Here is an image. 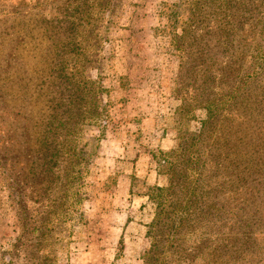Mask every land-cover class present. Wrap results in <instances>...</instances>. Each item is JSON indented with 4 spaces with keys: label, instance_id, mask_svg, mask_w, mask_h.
<instances>
[{
    "label": "rangeland",
    "instance_id": "obj_1",
    "mask_svg": "<svg viewBox=\"0 0 264 264\" xmlns=\"http://www.w3.org/2000/svg\"><path fill=\"white\" fill-rule=\"evenodd\" d=\"M67 1L0 0V264H13V242L21 232L16 198L19 168L29 171L31 163L41 164L33 152L35 137L56 124L58 117L52 118L50 106L62 102L70 109L65 99L74 91L64 77L76 76L79 70L100 92L101 110L93 119H79L73 131L77 146L85 149L77 161L81 201L65 223L55 264H141L151 235L159 238L165 233L161 227L147 233L156 210L148 188L164 186L165 178L159 175L160 183L147 184L134 175L135 154H143L157 172L155 159L161 152H168L178 136L200 131L211 114L201 106L208 98L217 120L210 139L219 130L226 136L234 130L238 140H248L242 156L259 150L264 158V74L263 69L259 74V60L253 56L257 43H264V31L258 34L264 16L255 18L254 45L247 42L235 50L238 74L220 79L217 84L225 87L213 89L205 76L185 72L189 61L181 60L176 49L179 39L174 35L187 28L191 18L190 0H108L78 27L74 25L78 13L65 8ZM49 33L61 39L50 38ZM79 52L83 65L73 62ZM214 61L218 67L219 61L222 65L230 58L222 53ZM258 75L261 78L255 80ZM230 91L233 100L227 109ZM163 136L171 140L168 150L157 148L155 141ZM63 158H54L59 169L52 172L54 176L60 175ZM121 174L125 180L119 179ZM57 188L62 189L60 184ZM263 193L259 191L262 196L247 205L248 225H234L236 231L256 235L259 264H264ZM235 205L244 209L241 201Z\"/></svg>",
    "mask_w": 264,
    "mask_h": 264
},
{
    "label": "trees",
    "instance_id": "obj_2",
    "mask_svg": "<svg viewBox=\"0 0 264 264\" xmlns=\"http://www.w3.org/2000/svg\"><path fill=\"white\" fill-rule=\"evenodd\" d=\"M107 1L70 0L65 8L78 13L79 21L74 24L78 27L80 21L91 17L92 11L100 10ZM190 1L188 27L174 35L179 39L176 49L181 51V60L189 61L185 72L195 77L196 74L205 76L210 88L222 89L225 86L217 81L224 77L231 80L239 72V65L234 64L239 56L235 50L247 42L255 43L252 28L258 25L255 18L259 20L264 16V0ZM249 16L253 18L250 20ZM263 31L264 24L260 23L258 34ZM49 35L53 39L57 37L55 33ZM222 53L229 55L230 62L221 65L219 61L215 67L214 59ZM78 54L73 62L80 60L83 65L84 55ZM253 56L259 60V74L262 69L264 74V43H257ZM82 72L79 70L76 76L64 77L74 91L65 99L71 105L70 109L62 102L50 106L52 118L58 117L56 124H49L45 135L40 132V136L35 137L33 152L41 159V164L31 163L33 170L29 171L19 168L16 198L21 232L13 242V264H55L63 238L61 234L66 231L65 223L71 218L73 206L81 201L78 186L82 173L77 161L79 153L83 154L85 149L77 146L73 131L79 119H93L99 114L98 109L101 110L98 104L100 92L94 90L89 78H83ZM260 78L258 75L255 80ZM203 100L201 106L211 114L202 122L200 131L190 136H178L175 145L155 159L159 164L157 174L165 178V185L148 188L147 196L154 202L156 210L147 233L156 231L157 227L165 233L159 238L151 235L150 247L144 251L141 264H259L256 235L236 231L234 225L236 222L248 225L251 215L247 205L262 196L258 192L264 190L263 153L256 150L250 152L249 157L242 156V146L248 140H238L234 130L227 136L222 133L224 137L219 130L211 140V131L217 122L212 118L214 105L208 98ZM232 100L230 91L226 97L227 109ZM59 106L65 110H60ZM193 106H197L196 102ZM63 114L65 121H61ZM225 122L220 128L226 126ZM62 156L64 167H61L60 175L55 173L54 176L52 172L59 170L54 158ZM57 184L62 189L57 188ZM235 201H241L244 209H236ZM214 229L217 234L213 235ZM201 231L203 234L199 235Z\"/></svg>",
    "mask_w": 264,
    "mask_h": 264
},
{
    "label": "crops",
    "instance_id": "obj_3",
    "mask_svg": "<svg viewBox=\"0 0 264 264\" xmlns=\"http://www.w3.org/2000/svg\"><path fill=\"white\" fill-rule=\"evenodd\" d=\"M149 125H148V123L144 124L145 127H147ZM155 142H156L157 148L160 150H168L171 147V140H169L168 137L163 136L159 140H156ZM142 155H140L139 153H137V155L135 154L136 160H134V163H133V164H135V168H134L135 171L133 174L143 177L145 183H147V184H152L155 182L160 183V177L157 174V172L155 171V168L153 167L152 163L151 162L148 163L146 158ZM143 164H144V168H142L140 166ZM118 177H120L119 178L120 180L121 179L125 180L126 175L121 174L120 176L118 175ZM127 178L130 179V174H127ZM127 183H129V182H127ZM132 202H134V201H132ZM130 203H131V201H130ZM133 261H135V260H133ZM131 264H135V263L132 262Z\"/></svg>",
    "mask_w": 264,
    "mask_h": 264
}]
</instances>
